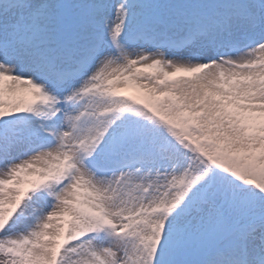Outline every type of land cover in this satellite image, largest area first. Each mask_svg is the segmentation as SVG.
I'll return each instance as SVG.
<instances>
[{
  "label": "snow or ice",
  "instance_id": "1",
  "mask_svg": "<svg viewBox=\"0 0 264 264\" xmlns=\"http://www.w3.org/2000/svg\"><path fill=\"white\" fill-rule=\"evenodd\" d=\"M0 264H264V0H0Z\"/></svg>",
  "mask_w": 264,
  "mask_h": 264
},
{
  "label": "rangeland",
  "instance_id": "2",
  "mask_svg": "<svg viewBox=\"0 0 264 264\" xmlns=\"http://www.w3.org/2000/svg\"><path fill=\"white\" fill-rule=\"evenodd\" d=\"M134 90H128V93L127 94H132Z\"/></svg>",
  "mask_w": 264,
  "mask_h": 264
}]
</instances>
